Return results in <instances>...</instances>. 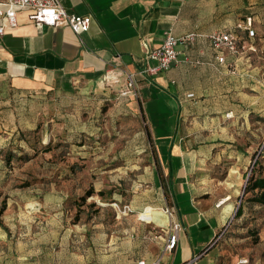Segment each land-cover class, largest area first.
<instances>
[{"label":"crops","instance_id":"crops-1","mask_svg":"<svg viewBox=\"0 0 264 264\" xmlns=\"http://www.w3.org/2000/svg\"><path fill=\"white\" fill-rule=\"evenodd\" d=\"M60 2L70 12L89 16L88 30L37 24L25 9L18 13L17 26L0 35V122L17 127L23 109H61L72 100L111 102V124L129 112L140 117L151 151L140 178L146 189L133 195L130 206L133 211L147 205L173 208L172 220L182 224L179 241L173 251L164 252L169 222L152 238L145 223L156 220L131 214L107 252L97 246L68 247L65 236L56 250L41 235H20L14 241L0 234V264H149L159 258L160 264H185L196 257L191 264H214L215 249L209 244L231 222L242 172L253 157L240 144L242 130L250 127L251 114L264 118V79L257 88L227 86L228 61L240 65L242 52L226 53L225 62L218 61L200 0ZM248 16L255 21L250 12L239 23ZM190 32L197 38L179 46L178 61L170 69L153 76L141 72L142 40L158 47L167 33ZM115 72L118 80L106 81ZM127 73L135 74L137 95L126 88ZM243 78L241 70L230 74V79Z\"/></svg>","mask_w":264,"mask_h":264},{"label":"rangeland","instance_id":"rangeland-1","mask_svg":"<svg viewBox=\"0 0 264 264\" xmlns=\"http://www.w3.org/2000/svg\"><path fill=\"white\" fill-rule=\"evenodd\" d=\"M198 3L203 14H208L203 21L206 28L230 30L239 37L243 59L238 66L234 60L228 61L227 86L257 88L258 81L264 79V0ZM250 12L256 31L251 39L238 27ZM248 43H253L256 51L242 48ZM235 69L241 70L243 80L230 79ZM110 105L107 101L97 105L95 101L73 100L61 109H40L39 105L34 112L23 109L17 127L0 122V234L14 241L20 235H41L51 240L56 250L65 236L68 247L79 245L83 250L97 246L99 252H107L112 236L121 235L127 226L129 215L141 218L139 213L156 208L147 205L138 211H126L133 195L146 189L140 178L151 146L140 117L129 112L112 124L108 122ZM242 132L240 144L253 157L242 172V188L234 199L237 209L231 222L209 244L215 249L214 264H264V211L247 203L252 193H244L259 154L262 163L256 168L264 175V118L251 114L250 127ZM90 188L94 194L82 204L81 196ZM242 199L243 211L236 217ZM2 206L5 209L1 212ZM157 218L158 222L145 223L153 231L152 238L164 232L166 218L161 213Z\"/></svg>","mask_w":264,"mask_h":264},{"label":"built area","instance_id":"built-area-1","mask_svg":"<svg viewBox=\"0 0 264 264\" xmlns=\"http://www.w3.org/2000/svg\"><path fill=\"white\" fill-rule=\"evenodd\" d=\"M25 9L29 11V19L37 24L50 27H70L77 33L88 30L91 22L89 16H82L67 10L60 0H0V35H3L7 29L17 26L18 13ZM253 22L254 18L248 16L244 22L238 24V27L245 30L250 38L256 36ZM197 36L196 32H190L183 36L167 33L163 43L158 47H152L146 40H142L144 63L141 72L153 76L170 69L178 61L180 54L179 46L192 43ZM208 38L212 48L217 52V59L220 63L225 62L226 53L239 54L242 52L239 37L233 31L215 30L208 35ZM246 47L252 51L256 50L253 43L242 46V48ZM115 73L106 76V81H117L119 74ZM126 88L137 95L134 73L126 74ZM227 115L230 116V113ZM127 210L131 211L132 209L130 206H126ZM162 211L170 218L164 252H171L178 245L179 231L182 224L179 221L172 220L175 216L173 208L168 206L163 208ZM152 221L149 220L148 222ZM197 258L185 264H191ZM160 262L161 258L149 264H160ZM137 264L148 263L145 260H140Z\"/></svg>","mask_w":264,"mask_h":264},{"label":"trees","instance_id":"trees-1","mask_svg":"<svg viewBox=\"0 0 264 264\" xmlns=\"http://www.w3.org/2000/svg\"><path fill=\"white\" fill-rule=\"evenodd\" d=\"M264 157V156H262ZM10 159V158H9ZM261 155L259 154L257 158H255V162L253 166L251 167L250 174L247 177V182L245 186V191L244 193H252L251 196L247 198V203H250L252 207H259L261 211H264V175L261 170H258L256 167L261 166ZM101 194V192H99ZM94 194V190L90 188L89 190L86 191L85 195L81 196V199L84 204L86 202V199L90 197L91 195ZM243 202L244 200L242 199V203L239 206L236 217L240 216L243 211ZM80 204V205H82ZM5 209V206H2L1 212Z\"/></svg>","mask_w":264,"mask_h":264},{"label":"bare ground","instance_id":"bare-ground-1","mask_svg":"<svg viewBox=\"0 0 264 264\" xmlns=\"http://www.w3.org/2000/svg\"><path fill=\"white\" fill-rule=\"evenodd\" d=\"M147 209H149V210H147V212L146 213H139V215H140V217L141 218H143L144 220H156V221H158L159 219L157 218V214L158 213H161V214H163L164 215V217L166 218L165 220H166V223L167 222H170V219H169V217L168 216H166L162 211H160V210H158L157 208H153V207H149V208H147ZM146 210V209H145ZM144 210V211H145ZM143 211V212H144Z\"/></svg>","mask_w":264,"mask_h":264}]
</instances>
